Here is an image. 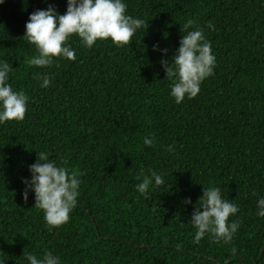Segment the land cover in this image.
Segmentation results:
<instances>
[{
    "label": "trees",
    "instance_id": "trees-1",
    "mask_svg": "<svg viewBox=\"0 0 264 264\" xmlns=\"http://www.w3.org/2000/svg\"><path fill=\"white\" fill-rule=\"evenodd\" d=\"M125 2L144 21L127 45L104 39L88 48L73 35L76 59L57 57L46 68L24 63L36 54L25 25L49 5L64 14L67 0L0 4V60L11 65L8 83L28 97L22 121L0 123V262L29 264L28 254L51 251L61 264H264V217L256 214L264 197V0ZM189 19L216 65L198 95L178 104L161 60L171 62ZM37 72L51 77L47 88ZM41 151L81 181L60 226L45 221L34 193L23 198ZM150 169L164 185L144 196L135 186ZM208 186L238 206L230 241L206 234L194 243L190 219Z\"/></svg>",
    "mask_w": 264,
    "mask_h": 264
},
{
    "label": "clouds",
    "instance_id": "clouds-1",
    "mask_svg": "<svg viewBox=\"0 0 264 264\" xmlns=\"http://www.w3.org/2000/svg\"><path fill=\"white\" fill-rule=\"evenodd\" d=\"M3 3L4 0H0V4ZM143 24V20L127 14L125 0H67L64 14L49 5L47 9L35 10L26 22L24 38L35 45L36 54L25 57L24 63L29 67L46 68L57 57L75 60L76 52L68 44L73 35L78 36L80 43L88 48L104 39H110L117 46L127 45ZM195 24L193 19L185 22L186 34L182 35L171 62L161 60L166 77L173 81L170 95L178 104L185 97L194 98L198 95L201 83L213 75L216 65L211 42L206 40L202 29L193 28ZM153 50L160 51L163 56L168 51L160 49L159 45H153ZM10 71L11 65L0 60V123L22 121L27 111L26 94L14 90L8 83ZM36 77L42 80V87L49 86L51 77L47 73L37 72ZM144 144L151 146L153 139L145 137ZM167 150L174 152V145H168ZM29 171L31 178L23 180L25 202L29 193H34L35 207L43 211L44 219L49 225L60 226L67 223L80 195L81 181L77 174L58 165L43 151L38 153V158L29 166ZM149 172L135 186L144 196L164 185L162 173L151 169ZM199 201L200 207L196 206L190 219L196 229L194 243H199L206 234L230 241L239 224L229 223V217L238 212V206L229 199L222 198L221 189L213 186L204 187ZM183 202L192 203L190 198H185ZM256 214L264 217V197L257 201ZM26 259L29 264H61L60 257L51 251H46L39 258L28 254Z\"/></svg>",
    "mask_w": 264,
    "mask_h": 264
},
{
    "label": "water",
    "instance_id": "water-1",
    "mask_svg": "<svg viewBox=\"0 0 264 264\" xmlns=\"http://www.w3.org/2000/svg\"><path fill=\"white\" fill-rule=\"evenodd\" d=\"M263 256H264V248H263L262 254L260 256V260L263 258Z\"/></svg>",
    "mask_w": 264,
    "mask_h": 264
}]
</instances>
